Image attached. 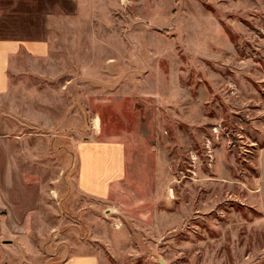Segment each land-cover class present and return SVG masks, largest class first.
Here are the masks:
<instances>
[{
  "label": "rangeland",
  "instance_id": "rangeland-1",
  "mask_svg": "<svg viewBox=\"0 0 264 264\" xmlns=\"http://www.w3.org/2000/svg\"><path fill=\"white\" fill-rule=\"evenodd\" d=\"M79 3L0 87L24 171L0 180V264H264V0ZM92 156L105 196L79 184Z\"/></svg>",
  "mask_w": 264,
  "mask_h": 264
},
{
  "label": "crops",
  "instance_id": "crops-1",
  "mask_svg": "<svg viewBox=\"0 0 264 264\" xmlns=\"http://www.w3.org/2000/svg\"><path fill=\"white\" fill-rule=\"evenodd\" d=\"M80 0H0V87L8 84L12 59L20 52L45 57L50 53V38L47 24L71 17L78 13ZM101 144V143H94ZM111 145V143H102ZM91 143L90 148H93ZM11 143L0 145V180L1 177L24 175L20 162L12 158ZM20 168V169H19ZM21 170V171H20ZM108 162L94 156L82 158L78 180L86 193L105 196L111 188V181L118 179L117 170L108 173ZM259 192L264 209V146L260 150ZM14 197L20 195V187L27 185L23 177L11 181ZM14 191V192H13ZM27 196L23 200L27 201ZM30 199H28L29 201ZM31 208H24L30 212ZM57 264H101L97 254H75L61 259Z\"/></svg>",
  "mask_w": 264,
  "mask_h": 264
},
{
  "label": "bare ground",
  "instance_id": "bare-ground-1",
  "mask_svg": "<svg viewBox=\"0 0 264 264\" xmlns=\"http://www.w3.org/2000/svg\"><path fill=\"white\" fill-rule=\"evenodd\" d=\"M95 119H96V122H95V123L98 125L100 119H99V118H95ZM97 125H96V126H97ZM98 126H99V125H98Z\"/></svg>",
  "mask_w": 264,
  "mask_h": 264
}]
</instances>
